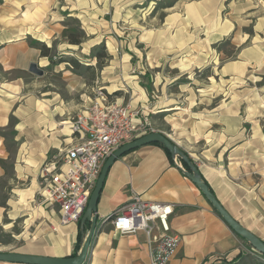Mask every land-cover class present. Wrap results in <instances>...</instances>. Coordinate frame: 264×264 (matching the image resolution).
I'll return each mask as SVG.
<instances>
[{
  "label": "rangeland",
  "instance_id": "374dc122",
  "mask_svg": "<svg viewBox=\"0 0 264 264\" xmlns=\"http://www.w3.org/2000/svg\"><path fill=\"white\" fill-rule=\"evenodd\" d=\"M14 36L34 53L20 50L24 70L4 72L0 63V82L19 79L23 87L0 129L8 153L0 207L11 218L0 223V252H48L49 223L40 214L56 206L42 204L39 185L35 192L30 181L18 184L15 165L16 137L39 142L49 105L71 108L72 134L73 120L102 93L188 153L211 147L215 156L234 146L244 180L264 185V0H0V38ZM35 102L47 115L29 113ZM63 146L40 171L70 148ZM13 190L24 193L20 201ZM60 227L58 238L76 233Z\"/></svg>",
  "mask_w": 264,
  "mask_h": 264
},
{
  "label": "crops",
  "instance_id": "0c3cea01",
  "mask_svg": "<svg viewBox=\"0 0 264 264\" xmlns=\"http://www.w3.org/2000/svg\"><path fill=\"white\" fill-rule=\"evenodd\" d=\"M11 38L7 40L0 38V63L4 72L16 68L24 70L26 67L23 64L29 63L28 56L23 59L19 56L21 53L24 55L34 53L23 38L15 39L16 36ZM20 50L23 52L19 53ZM22 88L19 79L0 82V129L8 126ZM49 106L50 108L47 107L51 113L48 116L51 118L42 122L45 130L42 129V133L39 134L41 135L39 142L26 141L23 134L16 137L17 183L30 181V186L35 188V192L39 185V167L47 155L53 150H63L64 143L67 149L78 141L77 138H72L68 128L71 108L57 104ZM29 113L45 116L47 110H40L38 103L35 102ZM209 148L211 147L196 153L184 151L196 163L203 179L226 211L244 228L264 241V233L260 230L261 223L264 222V185L258 184L257 178L254 182L251 179L244 180L240 161L231 157L238 151L234 146L224 152H215L216 158ZM220 157L222 159H219ZM7 159L8 153L3 145V138L0 137V180L5 176L3 162ZM178 163L173 162L163 148L153 144L129 152L113 163L99 196L97 204L99 229L93 238L85 264H151L146 234L139 231L131 235H121L113 230L110 222L118 208L136 197L143 202L174 206L170 225L172 233L181 239V244L178 254L169 264H244L241 258L248 263L254 259L264 264V259L259 257L251 246L249 248L215 212L202 192L183 173ZM22 192L24 190H21ZM13 194L20 201L24 193L21 195L13 190ZM13 202L8 199L5 205L12 207ZM51 207L40 214L42 219L49 223L48 233H44L49 239L44 238L49 245L48 252L29 254L71 257L78 244V223L69 224L72 231L73 227L76 228L75 234L71 232L70 236L58 238L54 228L56 229L59 221V211L54 210L56 207ZM4 219L11 221L5 207L1 206L0 223ZM60 226L65 229L68 225Z\"/></svg>",
  "mask_w": 264,
  "mask_h": 264
},
{
  "label": "built area",
  "instance_id": "2783aa9c",
  "mask_svg": "<svg viewBox=\"0 0 264 264\" xmlns=\"http://www.w3.org/2000/svg\"><path fill=\"white\" fill-rule=\"evenodd\" d=\"M134 116L137 114H132L129 106L107 102L100 93L89 109L73 120L72 134L78 141L45 165L39 177L38 195L42 204L58 208L60 225L80 221L103 165L117 149L156 132L149 124L136 123ZM173 214L171 204L143 202L136 197L118 208L110 222L121 235L144 232L151 264H169L181 244L171 230Z\"/></svg>",
  "mask_w": 264,
  "mask_h": 264
},
{
  "label": "water",
  "instance_id": "95a60500",
  "mask_svg": "<svg viewBox=\"0 0 264 264\" xmlns=\"http://www.w3.org/2000/svg\"><path fill=\"white\" fill-rule=\"evenodd\" d=\"M29 71L38 76H42L44 73L43 70L40 69L36 63L30 64ZM151 144L162 145L170 153L173 161L180 163V168L183 170V173L202 192V194L212 205L215 211L228 225V227L236 235L241 237L247 244H249L255 252L264 255V241L258 238L255 234H253L246 228H244L226 211V209L222 206V204L216 198L208 184L203 179L199 168L197 167L196 163L190 158V156L165 134H162L160 132H152L117 149L103 165L100 176L96 182V186L90 196L87 208L82 218L80 219V231L82 233V238L81 248L77 256L57 258L42 255L0 252V262L10 264H85L89 256L93 238L99 229L97 224V204L104 185L106 175L110 167L117 159L125 156L129 152ZM181 161L187 166V168L184 167ZM88 223H90V229L87 231Z\"/></svg>",
  "mask_w": 264,
  "mask_h": 264
},
{
  "label": "trees",
  "instance_id": "16d2710c",
  "mask_svg": "<svg viewBox=\"0 0 264 264\" xmlns=\"http://www.w3.org/2000/svg\"><path fill=\"white\" fill-rule=\"evenodd\" d=\"M2 1V0H1ZM36 44V43H35ZM70 44H72V45H76V46H78L79 44H80V42L79 41H74V40H70ZM47 50V52L49 51L48 50V48H46ZM43 56H48V54L47 53H45V52H43ZM98 56H96V58H97ZM72 63V66H75V65H77V63L75 62V61H73V62H71ZM153 145H157V146H159V147H161V148H163L164 149V151L166 152V154H167V156L172 160V157H171V155H170V153L162 146V145H160V144H153ZM174 162V161H173ZM182 162V161H181ZM182 164L184 165V167L185 168H187V166L182 162ZM212 206V205H211ZM215 210V209H214ZM216 212V211H215ZM217 213V212H216ZM218 214V213H217ZM219 215V214H218ZM88 228H90V223H88L87 224V229ZM239 237V236H238ZM81 238H82V233H81V231H80V221L78 222V244L76 245V248H75V253L71 256V257H75V256H77V254H78V252H79V250H80V248H81ZM241 238V237H240ZM251 248V247H250ZM259 257H262L263 259H264V255H261V254H259V253H256ZM239 259V258H238ZM240 260H243L244 261V264H263L262 262H260V261H257V260H254L253 259V261L252 260H250V263H248V262H245V259L244 258H241ZM237 261V260H236Z\"/></svg>",
  "mask_w": 264,
  "mask_h": 264
}]
</instances>
